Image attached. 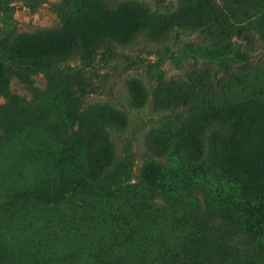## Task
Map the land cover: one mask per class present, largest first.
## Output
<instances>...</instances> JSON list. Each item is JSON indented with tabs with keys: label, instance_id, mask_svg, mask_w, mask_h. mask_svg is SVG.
Instances as JSON below:
<instances>
[{
	"label": "trees",
	"instance_id": "1",
	"mask_svg": "<svg viewBox=\"0 0 264 264\" xmlns=\"http://www.w3.org/2000/svg\"><path fill=\"white\" fill-rule=\"evenodd\" d=\"M72 6L71 14L60 12V28L0 41V214L13 217L25 204L41 212L27 215L24 239L0 264H259L264 142L249 127L264 122V54L253 61L264 48V0H182L157 17L109 0ZM104 12L131 20L99 32L87 19ZM175 28L200 36L195 60L207 64L157 84L155 108L174 121L150 135V156L130 184V160L116 156L111 137L128 118L113 107H85L94 87L80 65ZM45 38L61 43L42 51ZM77 59L80 65H64ZM38 67L44 90L34 85ZM13 78L29 99L11 91ZM128 93L133 106L145 105L139 82ZM28 170L32 184L5 193L6 182Z\"/></svg>",
	"mask_w": 264,
	"mask_h": 264
},
{
	"label": "rangeland",
	"instance_id": "2",
	"mask_svg": "<svg viewBox=\"0 0 264 264\" xmlns=\"http://www.w3.org/2000/svg\"><path fill=\"white\" fill-rule=\"evenodd\" d=\"M77 1L37 0L36 6L32 7L30 6L33 3L32 0H0L2 7L10 8L7 13L0 10V41L7 35L33 34L62 27L63 20L60 12L66 11L67 14H71L74 10L72 4ZM181 2L182 0H109L112 7L120 3L132 4L155 17L171 15L178 9ZM130 20L126 13L120 15L110 12L95 13V16L87 19L90 23L93 21L97 30L103 33L112 30L118 23L124 27ZM43 40L42 51L53 43H61L59 38L52 39V42L47 38ZM200 43L198 34L175 28L160 41H155L146 35H139L125 46L112 47L111 52L114 53L112 55L101 50L90 60L89 66L84 63L80 65L78 59L64 63L71 66L83 65L88 70L86 76L92 81L94 90L84 99L85 107L103 105L126 114L127 128L123 131H111V137L116 156L127 157L130 160L132 175L128 178V183L133 184L136 181L139 170L150 156L147 148L150 135L162 129L170 121H174L172 112L155 108L154 93L157 84L159 81L184 78L194 67L207 64L201 60H195L197 56L195 49ZM262 54H264V48L254 54L253 61L260 63ZM35 70L37 74L33 77L34 85L44 90L46 87L44 70L40 67ZM222 74L223 70H220L219 76ZM132 80L139 82L144 88L146 100L142 108H136L131 103L128 91ZM10 89L17 95L30 98L29 91L15 78L10 82ZM3 103L4 99L0 97V106ZM249 129L260 143L264 142V122L252 125ZM32 169L30 168L31 171ZM30 170L26 175H14L10 182H6V187L1 185L6 189L5 193H21L22 189L30 186L33 181ZM217 188L219 189L218 186ZM221 190H224L225 195L233 194L230 188ZM27 205L29 204L23 205L13 217L0 214V257L4 256L7 249L15 248L24 239L27 231L24 222L29 223L27 215L30 213L35 219L40 217L41 212H37V209H29ZM16 217H18L17 221L14 220ZM259 264H264V257Z\"/></svg>",
	"mask_w": 264,
	"mask_h": 264
}]
</instances>
